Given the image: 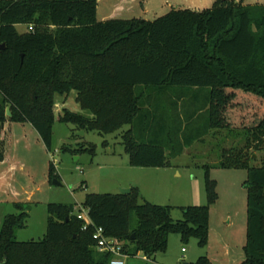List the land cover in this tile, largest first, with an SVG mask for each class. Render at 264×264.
Here are the masks:
<instances>
[{
    "label": "trees",
    "instance_id": "1",
    "mask_svg": "<svg viewBox=\"0 0 264 264\" xmlns=\"http://www.w3.org/2000/svg\"><path fill=\"white\" fill-rule=\"evenodd\" d=\"M97 6L98 0H0V124L29 123L50 149L55 96L76 91L91 117L65 108L61 120L100 134L129 125L122 143L133 167H169L213 130L242 131L247 143L226 150L217 166L248 171L243 264H264V157L254 166L248 154L264 142V5L215 0L208 9L172 8L152 20H99ZM19 24L33 30L21 34ZM5 149L0 134V161ZM215 186L208 169L209 204L180 207V221L170 205L141 203L138 188L88 194L83 208L93 225L87 229L80 208L49 203L39 241L16 239L29 206L15 203L18 213L5 216L0 232V264H109L112 255L93 239L97 226L130 255L165 251L174 232L205 245ZM194 264L209 263L202 257Z\"/></svg>",
    "mask_w": 264,
    "mask_h": 264
},
{
    "label": "rangeland",
    "instance_id": "2",
    "mask_svg": "<svg viewBox=\"0 0 264 264\" xmlns=\"http://www.w3.org/2000/svg\"><path fill=\"white\" fill-rule=\"evenodd\" d=\"M115 0H101L97 14L99 20L104 13L113 10ZM136 5L125 11L115 12L114 18H144L152 20L170 11L169 0H136ZM175 1V0H174ZM177 2L182 0H176ZM184 1V0H183ZM252 2L261 0H251ZM171 2V0H170ZM214 0H200V6L211 7ZM182 3V2H180ZM108 8V9H107ZM19 33L28 32L29 26L17 25ZM3 96L0 93V106ZM91 117V113L81 107L77 92L55 96V121L50 149L44 146L37 131L29 124L13 122L6 131L1 130L6 139V157L22 159L24 171L9 177L4 184V201L0 203V232L7 214L18 213L14 202L29 206V216L24 228L15 232L18 241H39L47 232L49 203L75 205L83 208L88 194L120 193L122 189L137 185L151 202L172 205L171 217L175 221L184 220L180 206H205L209 204L206 192V174L216 183L217 201L210 205L209 236L201 245L195 236L183 240L180 233H171L167 248L153 257L140 251L136 255L127 254L126 264H194L200 258L209 264H243L244 247L247 238V187L246 169H225L217 164L223 160L224 152L230 148H242L247 143L242 131L213 130L203 141H198L177 159L182 177L175 179L181 184L183 194L177 192L173 182H166L157 175L150 177L140 173L141 168L129 165V155L122 143L121 133L128 129L100 134L97 131H84L79 135L76 124L61 120L64 109ZM80 146H92L94 152L80 151ZM255 155L252 165L262 164L264 142L261 149L248 150ZM53 162L60 185L49 181V166ZM208 167V169H207ZM24 177V178H23ZM172 178V175H171ZM139 190V189H138ZM140 191V190H139ZM34 193V195H32ZM139 201L141 202V196Z\"/></svg>",
    "mask_w": 264,
    "mask_h": 264
},
{
    "label": "crops",
    "instance_id": "3",
    "mask_svg": "<svg viewBox=\"0 0 264 264\" xmlns=\"http://www.w3.org/2000/svg\"><path fill=\"white\" fill-rule=\"evenodd\" d=\"M100 1L101 0H98L97 14H98V11H99V8H100V5H99ZM234 1L236 3H242V5H244V6L257 5V4L258 5H264V0L256 1V2H252L251 0H234ZM168 2H169V5H170V10L172 8H182V9H191V10L200 11V10L211 8L213 6L212 5L211 7L202 8L199 5L200 4V0H184V1L182 0V1H179V2H177L176 0L175 1L171 0V2H170V0H169ZM180 2H182V3H180ZM214 2H215V0H214ZM214 2H213V4H214ZM112 3H114L113 4V10L110 11V12L108 11L107 13H104V15H103L101 20L114 18L115 17V12L125 11L126 7L131 9V7H133V5H136L137 1L136 0H115ZM12 124H13V122H11V121H6L3 125L0 124V134H1V137L5 140V148H6V139H5V137H3L2 133H1V130L6 131L8 127H10V128L12 127ZM20 124H25V123H20ZM127 126H128V129H129L130 126L129 125H127ZM127 130H124L121 133V136ZM39 138H40V140H42L40 135H39ZM44 146H45V144H44ZM187 149L188 148H186L184 150V153L187 151ZM180 156L172 159L171 160V166H169V167H146V168H141L140 173H142L143 175L147 176L148 175L147 172H148V173H150V177H153L154 175H157V176H159V178L161 177L163 179V181L166 180L165 183L166 182H170L171 183V182H173L172 181V179H173L174 180V184H176L177 187H178L177 192L180 193V194H183L184 190L180 189V187H182L181 184H179L178 182H175L176 178L182 177V172L180 170V166L181 165L179 163H177V159H179ZM25 168H26L25 163L23 162L22 159L18 158V156H16L15 158H12V155L6 157V149H5V158H4L3 161H0V203L4 202V201H2L3 199L1 198V196L4 195V192L7 189V188L4 189L5 182L6 183L8 182L9 177L11 175H15L18 172L24 171ZM171 175H172V178H171ZM130 187H131L130 189L138 188L140 190L141 203L145 202V201L151 202V200L148 199V197H146L145 195L143 196V194L141 192V188L138 186V184L137 185H132ZM113 194H116V193H113ZM32 195H34V193H32ZM15 203H19V202H14V204ZM151 203H154V202H151ZM154 204H157V203H154ZM158 205H161V204H158ZM170 206H172V205H170ZM180 207H184V206H180Z\"/></svg>",
    "mask_w": 264,
    "mask_h": 264
},
{
    "label": "built area",
    "instance_id": "4",
    "mask_svg": "<svg viewBox=\"0 0 264 264\" xmlns=\"http://www.w3.org/2000/svg\"><path fill=\"white\" fill-rule=\"evenodd\" d=\"M30 30H33V27H29ZM77 217L85 222L83 229H87L89 226L93 225L92 220L90 219L87 210H80L77 212ZM93 239L96 242V247L100 252H107L112 255L109 264H126L127 254L124 252V246L112 238H109L105 234V230L101 226L95 227L93 234Z\"/></svg>",
    "mask_w": 264,
    "mask_h": 264
},
{
    "label": "water",
    "instance_id": "5",
    "mask_svg": "<svg viewBox=\"0 0 264 264\" xmlns=\"http://www.w3.org/2000/svg\"><path fill=\"white\" fill-rule=\"evenodd\" d=\"M4 47V45H3ZM7 114L10 115V112H9V108H7ZM84 134V131H81L79 132V135H83ZM255 155H253V158L255 159ZM53 184H56V185H60V181L58 179H54L52 181ZM132 192V189L130 188H126V189H122L120 193L122 194H130Z\"/></svg>",
    "mask_w": 264,
    "mask_h": 264
}]
</instances>
